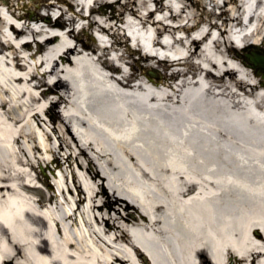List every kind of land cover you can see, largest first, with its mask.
<instances>
[{
	"label": "bare ground",
	"instance_id": "1",
	"mask_svg": "<svg viewBox=\"0 0 264 264\" xmlns=\"http://www.w3.org/2000/svg\"><path fill=\"white\" fill-rule=\"evenodd\" d=\"M116 1H93L88 24L116 32V22L132 30L136 19L146 57L173 69V82L83 55L87 46L71 42L76 16L64 36L46 38L62 24L15 25L0 12V264H264V86L250 85L247 64L222 49L229 24L244 26L242 16L255 28L240 41L264 42V0H210L222 22L191 25L194 15L182 18L187 0ZM148 2L155 7L142 13ZM24 36L43 41L33 51L16 44ZM160 38L172 41L162 46ZM150 44L181 59L158 60ZM180 63L184 71L174 69ZM15 113L57 119L55 149L46 148L50 133L43 139ZM9 123L28 129L32 151L46 149L51 160L41 165L13 150ZM63 165L68 174L56 176ZM36 166L58 180V195ZM39 181L46 191L34 188Z\"/></svg>",
	"mask_w": 264,
	"mask_h": 264
},
{
	"label": "rangeland",
	"instance_id": "2",
	"mask_svg": "<svg viewBox=\"0 0 264 264\" xmlns=\"http://www.w3.org/2000/svg\"><path fill=\"white\" fill-rule=\"evenodd\" d=\"M49 0H0V12L1 14L6 17L9 21L15 23V25H20L23 21L22 18H18V16L23 15L24 11L27 9L29 11H33L35 13L36 16H40L42 13V9L41 7L44 6V4H46ZM53 1V0H51ZM63 2H65V4H72L74 3V0H62ZM127 0H117L115 3H113V5L115 7H118L119 5L123 4L124 2H126ZM216 3L221 4L222 0H215ZM140 0H137V3L139 4ZM163 3H166V1H163ZM185 4L188 5L189 10L187 11V13L182 14V18H185L186 14L188 15H194L195 16V20H193L192 22H190V24H197L198 22H200V20L202 19H206V20H210V21H217L218 23H220L219 20H215L214 16L217 15L220 12V9L215 5L214 3L211 2L210 0H187L185 1ZM217 4V5H218ZM101 2L95 4V9L100 11V7H101ZM153 3L152 2H148L142 9L141 12L145 13L146 10L153 8ZM8 7H11V11L10 12L9 9H7ZM54 13H57L56 11H54ZM166 15V12H163L162 14H154V18L155 17H161ZM177 21L180 20H175L174 24H177ZM63 23V24H67V19L66 17H64L63 19L59 20V23ZM83 24L87 23L86 20H84L82 22ZM117 26L120 27H124L125 25L122 23V21L120 22H116ZM203 25H200V27H202ZM119 27V28H120ZM96 26H87L84 29H78V30H74L73 32V36L76 37L80 43H83L84 45L87 46V48H91V49H97V43H96V39L94 38V36H92V34H90V31L96 30ZM113 32V30H109V31H102V33H99V36L102 37L103 39L107 40L108 42L110 41V34ZM8 33V32H7ZM219 31L218 30H214L213 31V35L216 36L218 35ZM132 34V33H131ZM198 33H194L193 35H197ZM133 35V34H132ZM177 36H184V32H178ZM114 37L119 41L120 43V52L122 53L121 56V61H120V66L125 69L126 71H130L133 72L135 74H139L141 75L142 73H145L147 76H154V74H151V71L155 72V74L157 73L159 76H163L165 77L169 82H173L174 80H171L168 78L169 74L172 72V69H167L165 70L163 68V63L162 62H157L156 59H150L146 57V54L142 51H137V53H133V54H129V51L131 52H135V50L138 49H134L132 47H130L128 39L126 38V36L124 35L122 29H118L116 32H114ZM223 38L225 39V46L222 47V49L226 50V48H229V40H228V36L227 34L223 35ZM30 37H22L20 39L17 40L16 44H21L24 43L26 41H30ZM222 40V37L220 39ZM258 42V41H255ZM32 49H33V43H30ZM205 45H200L201 48H204ZM228 46V47H227ZM261 47H263V45H260ZM248 49V52L253 51L252 47H248L246 48V50ZM140 50V49H139ZM9 50L6 51L7 54H9ZM108 53V50H104V53ZM29 54V52L27 50H25V52L23 53V55L26 57ZM114 55H116V53H112ZM230 54L236 58L239 62L243 59V53L238 52L236 53L235 51H233L231 49ZM37 59V58H36ZM36 59L31 60L29 58H27L29 64L32 66L34 64L35 61H37ZM110 62V61H109ZM110 64V63H109ZM187 67V66H186ZM185 65L184 67H182L180 70H183L186 68ZM213 72L217 73L216 69H212ZM246 79H248L251 83H256L257 80L254 78L253 76H247L245 77ZM38 79H42L41 75L38 74L37 75V80ZM155 79H160V78H155ZM27 100V98H26ZM25 100V101H26ZM20 104L21 101H16L14 102V104ZM48 103H44V107H47ZM60 105H57L56 107L53 108V111L55 112V115L60 117V113H58V110L60 109ZM15 115L19 118H25L26 120L28 118H30V113H15ZM57 117V118H58ZM54 123L52 124L50 121V118L47 114L44 113H38V116L35 119H31L30 118V124L32 127V130L35 131L40 137H42L44 139V133H50L52 135V140L51 142H47L46 143V148H50V149H55V145H56V140L51 132L52 129V125H56L57 123V119H55L53 121ZM10 125V131L7 134V137L5 138L6 143H8V145L15 150L18 154H19V150L20 151H25L27 153V155H34L36 156V158L34 159L35 162H39L42 163L41 165H43V159L44 160H51V153L46 151V149H41L40 151H32V147L34 146V144L30 141V138L26 136V134H28L30 131L24 127H20V125H16L13 126L11 123H9ZM22 132L20 135H23L22 137H18V133ZM14 138L17 139V141H13ZM67 152V150L61 151L60 155H59V161L63 162V158L62 156L65 155V153ZM77 152V149H73V154H75ZM90 153V151H88ZM24 153V152H23ZM80 158H72L71 159V167L73 169V171H77L80 172V169L78 168V165L76 164V162H79ZM38 165V164H36ZM24 169V168H23ZM36 174H38L40 176V178L44 179L47 178L48 183L53 186V189H55V191L57 190L54 187V183L58 180H56L54 178V176H52L51 173H49V175H47V177L44 175V172L46 174V169L43 168V170L39 169L38 166H36L35 168ZM65 173L68 174V170L65 168V166L63 165L61 167V169L54 167L53 169V173L59 177V174L61 173ZM33 174V173H31ZM37 185L41 186L43 188V190H46V185H44L41 181H39L37 183ZM98 186V185H97ZM96 186V189L98 190V187ZM35 195L39 196V193L35 192ZM236 198V197H235ZM96 205V204H94ZM100 207H95L94 211L95 213H98ZM112 213V212H111ZM254 234H256V231H254Z\"/></svg>",
	"mask_w": 264,
	"mask_h": 264
},
{
	"label": "water",
	"instance_id": "3",
	"mask_svg": "<svg viewBox=\"0 0 264 264\" xmlns=\"http://www.w3.org/2000/svg\"><path fill=\"white\" fill-rule=\"evenodd\" d=\"M256 58H254L253 60H251V61H254ZM259 67H264V63H260V64H258V63H256V62H253V66H252V68L253 69H257V68H259ZM255 74L256 75H258L259 73L258 72H255ZM262 78L264 79V76H262Z\"/></svg>",
	"mask_w": 264,
	"mask_h": 264
}]
</instances>
